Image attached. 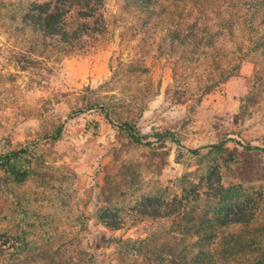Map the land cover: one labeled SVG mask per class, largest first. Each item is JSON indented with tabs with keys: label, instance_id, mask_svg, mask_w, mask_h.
<instances>
[{
	"label": "rangeland",
	"instance_id": "1",
	"mask_svg": "<svg viewBox=\"0 0 264 264\" xmlns=\"http://www.w3.org/2000/svg\"><path fill=\"white\" fill-rule=\"evenodd\" d=\"M106 2L113 15L115 0ZM25 6L0 0V153L25 148L30 159L21 182L0 168V262L124 264L140 260L134 240L152 232H181L190 245L197 232L218 230L248 242L232 249L237 260L264 264V152L233 142L187 150L223 137L264 147V61H244L209 89L191 78L186 87L158 50L164 39L127 42L119 28L106 45L58 59V44L27 23ZM78 38L70 42L83 45ZM115 64L144 72L105 87ZM112 102L113 119L154 142L133 143L109 123L97 107ZM165 130L178 143L155 141Z\"/></svg>",
	"mask_w": 264,
	"mask_h": 264
},
{
	"label": "trees",
	"instance_id": "2",
	"mask_svg": "<svg viewBox=\"0 0 264 264\" xmlns=\"http://www.w3.org/2000/svg\"><path fill=\"white\" fill-rule=\"evenodd\" d=\"M106 1L26 0L25 17L27 23L39 27L45 39L58 44V59L106 45L109 35L117 28L120 39L127 42L140 35L144 39L159 35L168 44L167 47L159 44L158 50L171 59L173 77H185L182 81L186 87L191 78L209 89V84L220 85L236 73L244 61H264V0H115L117 9L113 15L107 11ZM76 38L84 39L85 43L79 45L70 42ZM147 41L141 44L143 53L149 51ZM110 71L113 79L105 81V87L126 74L144 72L140 67L122 69L118 64L111 66ZM96 107L89 105L90 109ZM116 107V103L112 102L109 107L97 108L102 110L109 123L125 132L133 143L149 145L154 142L147 140V135L137 133L130 123L113 119L110 112ZM61 132L62 127L59 126L51 138L56 140ZM153 137L155 141L168 138L178 143L171 130L155 133ZM229 142L246 150L264 152V147L234 137L208 141L187 150L196 155L203 150L219 151ZM28 156L25 148L0 153V168L10 173L15 181L21 182L30 168ZM18 160L20 166L16 169L14 162ZM196 234L197 238L202 236L201 241L198 239L189 245L184 241L187 237L181 232H152L145 238L134 240L140 246L139 251L135 250L140 260L134 255L121 260L124 264H249L231 255L233 248L244 250L245 245H249L244 242L237 246L233 240L235 233L216 230L210 237L201 231ZM215 239L220 242L212 241ZM190 246H198L200 251L192 253ZM4 252V249H0V256ZM2 259L0 264H15L6 257ZM72 264L81 263L74 261Z\"/></svg>",
	"mask_w": 264,
	"mask_h": 264
}]
</instances>
